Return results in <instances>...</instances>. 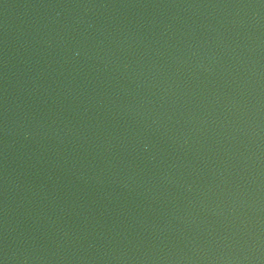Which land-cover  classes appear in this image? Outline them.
Returning <instances> with one entry per match:
<instances>
[{
    "label": "water",
    "instance_id": "water-1",
    "mask_svg": "<svg viewBox=\"0 0 264 264\" xmlns=\"http://www.w3.org/2000/svg\"><path fill=\"white\" fill-rule=\"evenodd\" d=\"M0 264H264V0H0Z\"/></svg>",
    "mask_w": 264,
    "mask_h": 264
}]
</instances>
